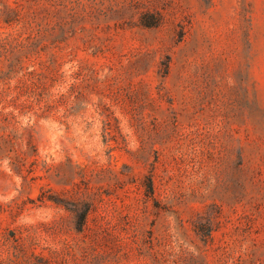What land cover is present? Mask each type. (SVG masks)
I'll list each match as a JSON object with an SVG mask.
<instances>
[{
    "label": "rangeland",
    "instance_id": "1",
    "mask_svg": "<svg viewBox=\"0 0 264 264\" xmlns=\"http://www.w3.org/2000/svg\"><path fill=\"white\" fill-rule=\"evenodd\" d=\"M0 264H264V0H0Z\"/></svg>",
    "mask_w": 264,
    "mask_h": 264
}]
</instances>
